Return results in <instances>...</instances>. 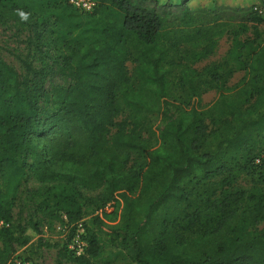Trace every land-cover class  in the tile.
<instances>
[{"label":"trees","instance_id":"1","mask_svg":"<svg viewBox=\"0 0 264 264\" xmlns=\"http://www.w3.org/2000/svg\"><path fill=\"white\" fill-rule=\"evenodd\" d=\"M96 1L83 11L69 0H0V19L31 31L47 57L24 60L22 75L0 54V219L11 222L30 167L42 184L31 227L60 222L70 239L85 230L83 253L62 251L68 264H264V185L231 189L264 165L257 17L219 0ZM250 22L258 30L241 38ZM226 34V57L198 66ZM213 88L220 95L205 109ZM171 100L182 103L176 114ZM0 237V264H14L28 239L11 225Z\"/></svg>","mask_w":264,"mask_h":264},{"label":"rangeland","instance_id":"2","mask_svg":"<svg viewBox=\"0 0 264 264\" xmlns=\"http://www.w3.org/2000/svg\"><path fill=\"white\" fill-rule=\"evenodd\" d=\"M264 0H219L223 7H243L244 9L252 10V5L255 3L263 2ZM197 6H212L213 0H192ZM248 31L241 35V38L253 37L255 31L258 28L254 23L248 24ZM32 32L27 28L22 30L16 22L6 19H0V54L3 58L13 65L22 75L27 73V68L24 60L32 63L33 66L39 67L42 61L47 59L45 56V49L38 46L32 40ZM232 36L229 34L224 35L217 46L215 52L204 59L198 66L202 67L211 62H218L224 59L231 46ZM134 64L129 63V67L133 68ZM245 74L244 70H237L226 83L224 90L225 95L230 97L235 96L237 89L233 88ZM54 79L58 83L64 82L63 77L58 74H54ZM220 91L213 88L206 91L203 95L202 102L203 107L208 108L218 96ZM182 107L180 100H171L167 106L168 112L176 114L178 109ZM147 118L154 128L160 129L165 120L158 113H148ZM210 119V118H209ZM146 134V133H145ZM256 179L264 185V165L258 168L255 172L243 173L238 182L232 186V190L248 188L251 180ZM42 186V184L32 174L30 167H27V175L22 182L18 195L15 199V203L12 207V219L11 228L13 229L16 237L23 239L26 237L28 241L24 244L16 243L17 255L14 264H57L61 260L64 264H68L67 259L61 256L62 251L68 248L73 250L74 247H79L85 244V240L81 234H84L85 230L82 225L77 229V233L74 238L70 239V230L61 224L55 222L53 226H49L48 223L42 224L38 229L31 227L33 221H35L41 214H37V202L39 196L34 192L35 189ZM85 195L94 196L98 193V190L81 189ZM108 210H112V206L108 207ZM81 235V236H80ZM2 244L0 237V246ZM98 264H106L104 261H100ZM112 264H123V261L119 260ZM124 264H136L135 262L128 261Z\"/></svg>","mask_w":264,"mask_h":264},{"label":"built area","instance_id":"3","mask_svg":"<svg viewBox=\"0 0 264 264\" xmlns=\"http://www.w3.org/2000/svg\"><path fill=\"white\" fill-rule=\"evenodd\" d=\"M69 2L74 7L83 11H92L97 5L96 0H69ZM252 12L257 17L259 26L264 30V2L255 3L252 7ZM262 159H264V153L260 157L256 158V162L260 163ZM10 225V222L4 219H0V229L2 227H8ZM85 245L86 243L79 247H74V250H76V254L83 253Z\"/></svg>","mask_w":264,"mask_h":264},{"label":"clouds","instance_id":"4","mask_svg":"<svg viewBox=\"0 0 264 264\" xmlns=\"http://www.w3.org/2000/svg\"><path fill=\"white\" fill-rule=\"evenodd\" d=\"M19 15H20L21 19H23V20H27L28 19V14L27 13H24V12L20 11Z\"/></svg>","mask_w":264,"mask_h":264}]
</instances>
